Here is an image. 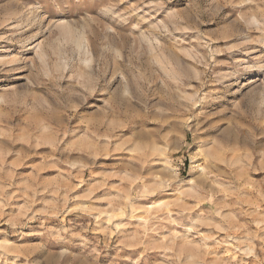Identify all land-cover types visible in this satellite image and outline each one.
Wrapping results in <instances>:
<instances>
[{"label":"rangeland","instance_id":"1","mask_svg":"<svg viewBox=\"0 0 264 264\" xmlns=\"http://www.w3.org/2000/svg\"><path fill=\"white\" fill-rule=\"evenodd\" d=\"M0 264H264V0H0Z\"/></svg>","mask_w":264,"mask_h":264},{"label":"bare ground","instance_id":"2","mask_svg":"<svg viewBox=\"0 0 264 264\" xmlns=\"http://www.w3.org/2000/svg\"><path fill=\"white\" fill-rule=\"evenodd\" d=\"M175 42V41H174ZM177 43V42H176ZM181 50V49H180ZM211 157H214V156H212V155H210Z\"/></svg>","mask_w":264,"mask_h":264}]
</instances>
